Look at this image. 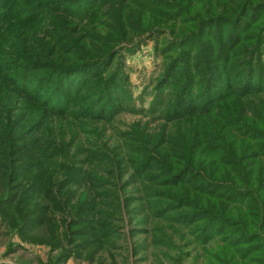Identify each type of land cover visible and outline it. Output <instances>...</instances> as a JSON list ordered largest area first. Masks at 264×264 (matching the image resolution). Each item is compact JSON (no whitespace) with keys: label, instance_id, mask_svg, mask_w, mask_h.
<instances>
[{"label":"trees","instance_id":"16d2710c","mask_svg":"<svg viewBox=\"0 0 264 264\" xmlns=\"http://www.w3.org/2000/svg\"><path fill=\"white\" fill-rule=\"evenodd\" d=\"M150 39L162 70L134 111L161 123L123 136L132 213L185 231L205 263L264 264V0H0V225L57 251L40 264L120 233L102 214L118 195L95 169L111 174L115 157L89 141L76 165L51 128L132 109L126 54Z\"/></svg>","mask_w":264,"mask_h":264},{"label":"rangeland","instance_id":"374dc122","mask_svg":"<svg viewBox=\"0 0 264 264\" xmlns=\"http://www.w3.org/2000/svg\"><path fill=\"white\" fill-rule=\"evenodd\" d=\"M138 38V37H136ZM135 38V39H136ZM162 70V58L155 53V40H148L134 54H126L125 74L129 78L128 89L132 93V109H124L115 115L111 123L96 122L89 130L82 129L79 121L64 119L52 125V134L59 135V142L64 143V147L78 159L77 164L83 161L82 149L79 145L96 143L115 157L114 163L108 165L111 174L103 172L102 165L95 169L110 180L106 188L114 191L118 198L115 202H120L118 208L103 209V222H109L120 226V233L112 240H107L102 249L76 252L65 264H224L220 261L207 262L206 255L200 249L195 248V244L190 243L189 235L178 228L173 229L169 221L148 218L146 213H132L135 205L142 206L137 184L122 186L126 179L118 178V171L126 168L125 163L118 166V160L127 159L130 155L129 147L124 146L123 136L129 132H135L136 126L147 127L148 131L154 133L158 129L160 121H150L147 112H135L142 108L148 109L153 100L154 85ZM146 124L148 126H146ZM77 130V133H76ZM75 152V153H74ZM129 175L125 171L124 176ZM123 176V177H124ZM120 183L121 187L115 188L113 185ZM132 196L134 202L127 204L124 198ZM95 202V201H94ZM112 217V218H111ZM154 225L159 226V232L153 231ZM7 229L0 225V264H40L47 263L57 251L51 249L47 244L34 240H24L20 235L8 236ZM159 235V236H156ZM166 237L168 243L157 244L156 238ZM189 256H186V255ZM245 264V263H241ZM250 264V263H249Z\"/></svg>","mask_w":264,"mask_h":264}]
</instances>
